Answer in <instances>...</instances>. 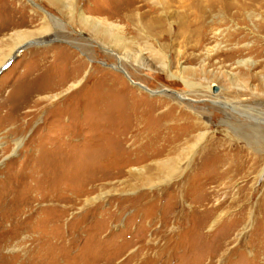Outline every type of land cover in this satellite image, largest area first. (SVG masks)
<instances>
[{"label": "rangeland", "instance_id": "rangeland-1", "mask_svg": "<svg viewBox=\"0 0 264 264\" xmlns=\"http://www.w3.org/2000/svg\"><path fill=\"white\" fill-rule=\"evenodd\" d=\"M195 2L0 0V264H207L194 205L211 194L229 206L253 186L232 236L240 250L211 264H259L264 232L249 212L264 192V162L256 175L227 171L233 181L219 180L228 165L217 158L190 169L206 132L264 158L249 135L264 130V0H200L198 23ZM18 33L25 40L8 59ZM43 79L66 86L30 95ZM139 117L142 133L124 137ZM165 145L170 154L147 161L144 152Z\"/></svg>", "mask_w": 264, "mask_h": 264}, {"label": "bare ground", "instance_id": "bare-ground-1", "mask_svg": "<svg viewBox=\"0 0 264 264\" xmlns=\"http://www.w3.org/2000/svg\"><path fill=\"white\" fill-rule=\"evenodd\" d=\"M53 1L62 3V6L64 8H66L67 5H69V6L71 5L72 6V3H73L74 0H68V2H65L66 0H53ZM196 2H195V5H194V13L195 14H194L193 18L198 23L199 18L200 17L202 18L204 16V12H202V6L200 4L201 3L200 0H196ZM9 3H11V2H9ZM33 4L35 6L34 2H33ZM12 13H14V12H12ZM5 15H6V13H5ZM80 18H81L80 20H82L83 23H85V24H88L89 22L91 23L90 19L87 18L82 13L80 15ZM50 19L52 20V18H50ZM29 22H31V21H29ZM96 22H97L98 25H101V22H99V21H96ZM23 23H24L23 25L27 24V22L26 23L23 22ZM0 28H1L0 29V33L3 30H5V27H0ZM24 40H25V36H22L20 33H18L16 45L13 48V51L11 52V54L8 56V59L13 55V53H15L17 51V49H20L21 44L24 42ZM6 61H7V58H6V56H4V58L2 60H0V68L6 63ZM79 73H80L79 71H77V73L75 72L73 77L76 78L79 75ZM61 81H63V80H61ZM61 81H59L60 83L58 82L57 84H54V85L53 84L44 85V79L40 80V83L37 85V87L36 86L34 87V89L32 90L33 92L31 91L30 95L31 94H37V93L44 94V93H47V92L52 93L54 90L55 91H62L65 88L66 85L62 84ZM80 84H81L80 81H76L75 84L71 86V88H73V87L76 88V86H79ZM214 91L215 90L211 88V92H214ZM58 95L59 94H57L55 96L52 95V97H50V99H55L56 97H58ZM211 96L213 98H215V99L217 98V95H215V96L211 95ZM46 97H49V96H46ZM173 114H174V109L173 108H169V109H167L166 113H164L161 116L164 117V118H168L169 116H171ZM182 115L185 116L184 113H180V114L176 115L177 116L176 120H178V118H182L183 117ZM126 116H128V115H126ZM141 119H142V117H139L138 119L132 120L131 125H133V126H131V128L128 131L126 130V132L124 133V137H128V135H130L129 136L130 139L133 136H134V140L136 139V137L138 138V136L142 133V131L144 129ZM186 119H188V118H186ZM189 123H190V121H189ZM189 126H190V124H188V122H187V124L180 123L178 125V127L183 128V131L179 134V136H182L184 133H188L187 131L189 130ZM162 127L164 128V126H162ZM191 127H193V126H191ZM157 128L160 129V127H157ZM157 128L153 127V129L156 131V134L159 135L158 131H157L158 130ZM193 129H196V127L195 128L193 127ZM193 129H191V133L193 132ZM163 130H166V129H163ZM151 131H152V129L148 130L149 133H151ZM160 133H161V129H160ZM209 135H210L209 132H206V133H203L200 136L199 145L201 143H203V142H207V144L205 146L204 152L197 156L196 163L192 164V166H191L192 168L190 169L191 172H192L191 174H196L198 172V170H200L201 163H203L204 161L206 162V160H214L216 158L219 159L220 162L222 161L221 164L224 163L225 166L228 165V168L226 170H224L223 172H221V174H220V172H218L219 180H221V181L225 180V179H232L231 176L226 173L227 171H232L233 174H234V177H236V178L237 177H241V176L246 177V176L258 174L259 169L262 167V164L264 162V158L260 157L257 151H255V150L250 151L249 147H247L248 143H246V147H241V146L236 145L235 143H232L229 140L228 141H221V140H217L215 137L210 138ZM249 135H250L251 139L257 141V144L264 148V130L261 127L250 128V134ZM209 138L211 140H208ZM142 141H145L144 143H146L145 145H143L144 146L143 148H145L147 151H149L150 147L148 146V144H153L154 143L152 141V139L148 135H145V137L139 142H142ZM171 147H167L165 145L164 149L163 148L157 149L156 153H154L151 150L150 152L147 153V151H146L143 154L146 157L147 161L151 160L152 158H156V157L161 158L164 155L171 153V151L173 150V148L171 149ZM196 147H198V145ZM119 149L120 148H117L116 151L113 152V154H114L113 156H108V157H111L112 159H115V156L118 153H120ZM195 149H193V151ZM98 153H99V156H100V152H98ZM191 160H194V156L191 157L190 160H188V161H191ZM118 161H119V159H118ZM188 164H189L188 167H186L185 169H189L190 162H188ZM197 165H199V166H197ZM209 165H212V164L209 163ZM210 167H213V165L210 166ZM168 169H169L170 172H172V173L174 172L175 173V172H178L180 170V167L179 168L177 167V169H174L173 167H170L168 165ZM224 176H225V179L223 178ZM232 181H233V179H232ZM175 192H177V191H175ZM252 192H254V194H255L256 186L249 187V188L248 187H242L239 190V193L241 194V196L239 198H247L248 199V200H246L245 203L241 202L239 200V198H238L236 203H230L229 206H226V204H227L226 201H223V202L219 203L218 205H214V204H212V200H213L212 197L213 196L211 194H207V195L204 194L203 199L198 201L196 203V205H194L193 208L198 213V215H199L198 218H203V221H201L200 225H198V227H197V232H199V234H198V245L201 248L203 247V249H205L203 251L207 252L206 253L208 255L207 258L210 260V262L207 263V264H211L212 261H214V259H216L218 256H221V254L228 253L227 256L228 255L231 256V255H233L232 253H234V251L236 252V251L240 250L239 247L242 246L241 245V240L242 239L238 242L239 243L238 248H235L234 251H233V249H231V246L233 245L232 236H233L234 232L236 231L237 227L241 223L243 224L244 222H246L248 220V216L246 215V214H248L247 213V210H248L247 206H248V204H251L250 203L251 199L248 196ZM170 195H172V197H173L175 194L170 192ZM227 197L228 196H226L225 199H228ZM238 205L239 206L242 205L244 207V209H243V211H241L239 217L234 218L233 220L232 219H228L227 215L229 214L228 212L230 211V208H234L235 206H238ZM254 206H255V208L254 209H250L249 214L253 213V215L255 216L254 220H256L255 222H257L259 224L258 230L264 232V192L261 194V197L257 200L256 205H254ZM219 219H222V223L218 222ZM254 220H253V222H254ZM211 224L214 225V226L210 227V230L205 233L204 230ZM255 230L257 231L256 228H255ZM167 245H168V243H167ZM259 257L261 259L259 264H264V251H263V253L260 254ZM253 261H254V259H253ZM198 263H200V262H198Z\"/></svg>", "mask_w": 264, "mask_h": 264}]
</instances>
